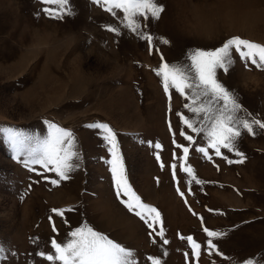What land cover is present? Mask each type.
<instances>
[{
  "label": "rangeland",
  "instance_id": "374dc122",
  "mask_svg": "<svg viewBox=\"0 0 264 264\" xmlns=\"http://www.w3.org/2000/svg\"><path fill=\"white\" fill-rule=\"evenodd\" d=\"M224 1L158 0L165 11L159 21L148 22L147 31L156 38L150 50L123 28L121 13L114 17L90 0H71L75 15L63 20L41 11L56 5L0 0V129L43 140L55 124L74 134L80 154L79 167L61 180L40 164L24 166L35 139L16 159L0 132V264H51L38 253H48L52 239L67 242L82 227L132 249L137 264H152L150 256L161 264H264V134L242 135L244 163L229 164L238 157L224 148L221 156L209 148L207 159L195 151L208 147L206 137L182 123L180 114L195 119L185 107L191 101L171 85L166 93L163 76L156 74L164 63H185L191 52L215 49L230 37L264 45V0H256L252 16L239 22L232 17L234 6L219 8ZM201 19L218 24V35L189 31ZM107 26L120 27L121 34ZM233 55L228 73L217 70L216 78L238 95L244 109L264 120V70ZM76 74L80 80H74ZM97 122L117 133L128 182L160 212L163 238L128 211L121 203L127 197L117 198L109 146L102 133L86 127ZM181 131L196 143L189 145ZM156 143L162 147L154 148ZM177 144L190 147L185 166L204 183H189ZM54 208L73 210L61 217ZM205 227L225 235L207 237ZM188 236L201 244L198 259L181 239ZM207 239L223 255L208 248Z\"/></svg>",
  "mask_w": 264,
  "mask_h": 264
},
{
  "label": "snow or ice",
  "instance_id": "6c2138e0",
  "mask_svg": "<svg viewBox=\"0 0 264 264\" xmlns=\"http://www.w3.org/2000/svg\"><path fill=\"white\" fill-rule=\"evenodd\" d=\"M39 2L57 6L41 9L45 15L51 18L63 20L66 16L75 15L71 0H39ZM90 3L99 6L114 17L118 12L121 13V24L128 33L134 35L138 40L145 41L150 50L155 46L156 38L147 31V27L149 21H159L165 11L164 5L158 3V0H90ZM107 30L116 33L118 36L121 34L120 27L117 26H107ZM160 43L166 45L170 42L165 38H160ZM233 53L246 65L250 62L256 68L264 70V45L240 36H234L225 40L221 46L215 49H197L191 52L186 57L185 63L171 66L164 63L156 73L163 76V86L166 93H169L171 85L186 100L191 101V103H186L185 107L195 119H189L180 114L182 123L193 133L203 134L208 143L207 148L198 147L195 151L211 160L209 148L214 149L216 156L222 155L221 148L227 149L238 157L236 160H227L229 164L244 163L246 160L245 153L239 149V141L242 135L257 136L264 134V120L244 109L239 102L238 95L227 89L216 78L217 70H222L225 74L228 73L235 62ZM161 58L163 59V57ZM186 90H189L188 93ZM169 98H171L170 94ZM86 127L102 133V140L109 146L108 151L111 153V159L107 163L111 166L117 198L127 197V199H122L121 203L125 205L128 211L133 212L147 224L148 228L152 229V232L163 238L164 228L160 212L155 207L145 204L128 182L117 141V133L106 123L97 122L88 124ZM49 128V137L43 140L27 136L13 128H3L0 129V132L6 135L16 153V159H20L21 149L35 139L36 147L29 149V159L22 161L24 166L30 167L33 164H40L49 171H55L61 180H67L70 178L68 174L79 167L80 154L76 146V138L70 130L55 124H50ZM180 135L189 142V145L196 143L192 135H188L184 131H181ZM173 142L175 143V141ZM153 147L160 149L162 146L156 143ZM176 147L182 149L180 159L184 163H182L181 169L191 178L189 183L193 180L197 184L204 183L195 177L194 170L190 165L185 166L190 147L180 144H177ZM156 158L159 160L158 153ZM224 158L227 159V157ZM163 166L161 162V167ZM171 167L175 177L176 165L173 164ZM31 170L34 171L35 169ZM51 183L59 184V180H52ZM72 210L71 208H54L51 211L63 217L65 211ZM201 220L203 221L202 217ZM157 224L160 225L158 231L155 227ZM53 230H55L54 224ZM203 231L210 238L225 235L207 227L203 228ZM70 236L72 238L67 242H57L52 239L49 252H39L38 255L51 264H137L136 254L132 249L114 242L91 227L79 228L72 231ZM181 239H186L198 259L201 244L191 236L181 237ZM163 243L168 244L169 241L163 239ZM206 243L208 248L223 255L219 253L217 245L213 243L212 239H207ZM3 251L4 249L0 247V252ZM148 259L152 264H161L159 258L150 256ZM246 264H253V261L248 260Z\"/></svg>",
  "mask_w": 264,
  "mask_h": 264
},
{
  "label": "bare ground",
  "instance_id": "6f19581e",
  "mask_svg": "<svg viewBox=\"0 0 264 264\" xmlns=\"http://www.w3.org/2000/svg\"><path fill=\"white\" fill-rule=\"evenodd\" d=\"M221 2V1H220ZM260 2L256 1V0H227L222 2L221 4H219V8L221 9L224 6H234L235 10L233 11L232 17L235 21L239 22V21H243L245 19H248L252 16L253 14V10H251V8L257 6ZM223 9V8H222ZM229 12V11H228ZM242 12V13H241ZM255 12V11H254ZM256 13V12H255ZM225 14V13H224ZM223 14V15H224ZM227 14H225L226 16ZM230 15V14H229ZM203 19V18H202ZM199 20L195 27H190L192 31L194 30L195 33H203L204 34H210V36L212 37L213 34L218 35L217 34V25L214 22L208 21V20ZM225 19H229L228 17ZM231 19V18H230ZM233 21V20H232ZM225 23V22H224ZM227 24V23H226ZM230 24V23H229ZM255 24V23H254ZM225 25V24H223ZM250 25V24H249ZM251 26V25H250ZM226 28V27H225ZM221 29V28H220ZM219 30V28H218ZM219 33V32H218ZM250 33V32H249ZM203 36V35H201ZM214 37V36H213ZM48 75V74H47ZM81 77L79 76V74L75 75L74 80H80ZM26 94V93H25ZM28 94V93H27Z\"/></svg>",
  "mask_w": 264,
  "mask_h": 264
}]
</instances>
